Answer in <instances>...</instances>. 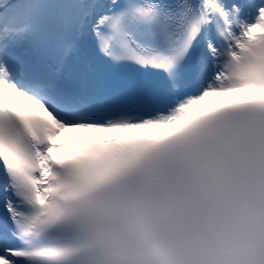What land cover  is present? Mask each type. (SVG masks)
Here are the masks:
<instances>
[{
    "label": "snow or ice",
    "instance_id": "snow-or-ice-1",
    "mask_svg": "<svg viewBox=\"0 0 264 264\" xmlns=\"http://www.w3.org/2000/svg\"><path fill=\"white\" fill-rule=\"evenodd\" d=\"M0 264H264V0H0Z\"/></svg>",
    "mask_w": 264,
    "mask_h": 264
},
{
    "label": "bare ground",
    "instance_id": "bare-ground-1",
    "mask_svg": "<svg viewBox=\"0 0 264 264\" xmlns=\"http://www.w3.org/2000/svg\"><path fill=\"white\" fill-rule=\"evenodd\" d=\"M218 98H220V97H212V98H209L208 100H217ZM27 104H29V105H34V106H36V105H38V104H36L34 101H25Z\"/></svg>",
    "mask_w": 264,
    "mask_h": 264
}]
</instances>
